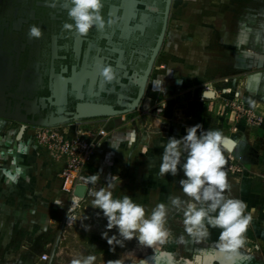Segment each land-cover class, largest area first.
<instances>
[{
    "label": "crops",
    "instance_id": "crops-1",
    "mask_svg": "<svg viewBox=\"0 0 264 264\" xmlns=\"http://www.w3.org/2000/svg\"><path fill=\"white\" fill-rule=\"evenodd\" d=\"M70 7L68 0H0V181L37 179L61 191L64 162L31 139L28 127L74 124L79 102L118 111L105 120L109 135L84 174L99 176L96 188L118 176L114 197L141 205L173 196L183 178L182 171L159 174L169 137L200 124L236 136L233 151L257 146L264 122L237 123L228 103L238 94L264 116V0H104V18L120 20L86 36L62 31L72 23ZM33 25L41 37L29 36ZM109 64L116 78L105 84L99 73ZM162 104L164 116L152 114Z\"/></svg>",
    "mask_w": 264,
    "mask_h": 264
},
{
    "label": "rangeland",
    "instance_id": "rangeland-1",
    "mask_svg": "<svg viewBox=\"0 0 264 264\" xmlns=\"http://www.w3.org/2000/svg\"><path fill=\"white\" fill-rule=\"evenodd\" d=\"M241 101L254 109L253 105ZM258 109H263L261 113H264V105ZM261 120L259 125L249 126L259 128L264 116ZM258 136L261 138L255 142L256 147L254 144L222 152L226 160L223 170L229 184L226 194L245 201L248 205L245 214L252 215L245 233L246 243L231 260L216 247L221 230L210 228L209 236L203 240L191 237L185 231L183 211L172 207L169 198L160 202L169 209L165 225L169 236L165 242L157 241L147 246L135 238L122 240L118 237L122 240L120 245H109L102 236L107 220L101 210L92 205V193L101 188L95 186L88 192L87 187L85 196L76 195V198L63 194L52 184L41 188L37 179L29 182V179L2 176L0 264H71L72 260L88 255L96 257L94 264H264V223L260 221L264 220V196H259L264 195V135ZM229 137L237 142L236 136ZM250 175L252 184L247 187ZM130 190L137 193L136 187ZM174 196L189 199L179 182ZM157 204L143 205L146 215ZM116 232L113 228L108 235ZM44 254L48 257L41 260Z\"/></svg>",
    "mask_w": 264,
    "mask_h": 264
},
{
    "label": "clouds",
    "instance_id": "clouds-1",
    "mask_svg": "<svg viewBox=\"0 0 264 264\" xmlns=\"http://www.w3.org/2000/svg\"><path fill=\"white\" fill-rule=\"evenodd\" d=\"M68 3L71 5L68 16L72 23H64L62 31H74L86 36L94 27L104 30L115 26L120 20V17L113 16L104 18L101 13L104 0H68ZM28 34L31 38H39L42 32L33 25ZM99 75L105 84L116 78L110 64L102 66ZM224 141L220 130H204L200 124L190 127L186 135L180 138L169 137L163 145L159 174L175 177L182 171L183 178L179 180V185L189 199L170 196L169 204L183 211L185 231L196 240L207 238L210 228H219L221 231L216 247L221 254H225L226 259L231 260L246 243L245 233L252 222V215L245 214L248 208L245 201L226 194L229 184L223 170L226 164L222 153ZM98 179V175H92L89 181L94 184ZM117 180H120L119 177L113 176L107 187L92 193L93 207L100 209L107 220L102 236L108 244L120 245L122 240L134 238L147 246L157 241L165 242L169 236V230L165 227L168 206L159 203L146 215L144 206L134 202L130 196L114 198L112 189L116 187ZM113 228L117 232L109 236L108 232ZM180 239L183 241V236ZM95 260L94 255H88L72 260L71 264H94Z\"/></svg>",
    "mask_w": 264,
    "mask_h": 264
},
{
    "label": "built area",
    "instance_id": "built-area-1",
    "mask_svg": "<svg viewBox=\"0 0 264 264\" xmlns=\"http://www.w3.org/2000/svg\"><path fill=\"white\" fill-rule=\"evenodd\" d=\"M238 96L235 95V98L228 103L234 109L236 122L259 125L262 121L261 116L255 109L243 103ZM165 111V104L151 110L152 114L160 117L164 116ZM75 114L76 111L73 114V119L76 120L74 124H70L67 120L43 121L30 124L28 129L31 132L30 138L46 149L52 159L64 162L60 173L61 190L67 195L78 198L75 194L78 185H86L88 192L95 188V183L89 181L90 177L84 174V169L92 162L94 155L109 135L108 122L105 120L111 118L113 114L84 118H78ZM105 187L106 184L98 186V188ZM47 257L48 255L44 254L41 260Z\"/></svg>",
    "mask_w": 264,
    "mask_h": 264
},
{
    "label": "water",
    "instance_id": "water-1",
    "mask_svg": "<svg viewBox=\"0 0 264 264\" xmlns=\"http://www.w3.org/2000/svg\"><path fill=\"white\" fill-rule=\"evenodd\" d=\"M213 92H208L207 95H213ZM118 111L113 109L110 105L99 104V103H87V102H79L76 106V117L84 118V117H93L98 115L105 114H114ZM26 125L21 127L18 138H21L24 134ZM236 145V141L231 137L225 136V141L223 146L226 147L229 151H233ZM87 186L84 184L78 185L75 189V194L83 198L86 194Z\"/></svg>",
    "mask_w": 264,
    "mask_h": 264
}]
</instances>
